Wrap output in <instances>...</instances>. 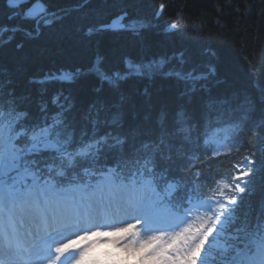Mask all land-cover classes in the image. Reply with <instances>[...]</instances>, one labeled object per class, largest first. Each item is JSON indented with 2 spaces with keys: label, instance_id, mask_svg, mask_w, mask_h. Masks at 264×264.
Listing matches in <instances>:
<instances>
[{
  "label": "snow or ice",
  "instance_id": "obj_1",
  "mask_svg": "<svg viewBox=\"0 0 264 264\" xmlns=\"http://www.w3.org/2000/svg\"><path fill=\"white\" fill-rule=\"evenodd\" d=\"M6 3L9 20L19 16L33 27L0 26V37L23 31L32 38L62 19L47 0ZM117 19L87 25L86 35L147 27ZM167 27L186 26L176 20ZM106 59L98 53L86 70L61 69L38 81L95 77L94 95L80 108L62 88L46 99L43 89L34 112L30 97L0 71V264H264V159L257 167L245 157L246 168L234 166L223 187L193 171L198 153L221 154L224 144L214 139L221 131L235 143L254 102L241 110L228 96L200 95L215 68L183 53L124 56L123 69L112 70ZM157 79L182 85L176 102L150 86L125 87ZM255 131L264 144V108ZM181 160L189 161L183 171ZM99 238L116 251L94 255Z\"/></svg>",
  "mask_w": 264,
  "mask_h": 264
},
{
  "label": "trees",
  "instance_id": "obj_2",
  "mask_svg": "<svg viewBox=\"0 0 264 264\" xmlns=\"http://www.w3.org/2000/svg\"><path fill=\"white\" fill-rule=\"evenodd\" d=\"M164 5L160 16V6ZM47 7L62 19L40 34L27 37L23 31L5 32L0 40V71L10 76L18 92L30 97L35 112L44 98L58 89L71 95L77 108L94 95L95 77L75 84H40L47 74L61 69H87L98 53L106 56L105 67L123 69L122 58L173 56L183 53L194 59L202 69L215 68V74L204 82L206 91L200 95L228 96L233 107H247L246 100L255 104V113L247 127L236 138L228 137L227 130L214 139L224 144L219 156L209 158L198 153L193 171L207 174L206 183L212 188L230 183L229 173L234 167L246 168L245 157L260 166L264 159V144L260 143L259 114L264 108V0H47ZM13 10L6 0H0V26L20 25L32 30V24L19 16L9 20ZM127 13L126 23L142 21L147 27L139 33L128 30H107L86 35L87 25L109 23ZM180 20L186 27L172 31L168 25ZM18 45H23L18 47ZM150 86L160 96L176 102L182 85L171 80L157 79L152 85L146 81H131L125 87L142 90ZM189 161L181 160L176 167L183 171ZM247 179V178H246ZM262 180L257 175L258 186ZM215 181V183H213ZM243 186V185H242Z\"/></svg>",
  "mask_w": 264,
  "mask_h": 264
},
{
  "label": "rangeland",
  "instance_id": "obj_3",
  "mask_svg": "<svg viewBox=\"0 0 264 264\" xmlns=\"http://www.w3.org/2000/svg\"><path fill=\"white\" fill-rule=\"evenodd\" d=\"M94 241L98 238L93 237ZM116 251L115 246L108 242L106 238H99V243H97L94 247V255L98 257H105L106 254Z\"/></svg>",
  "mask_w": 264,
  "mask_h": 264
},
{
  "label": "water",
  "instance_id": "obj_4",
  "mask_svg": "<svg viewBox=\"0 0 264 264\" xmlns=\"http://www.w3.org/2000/svg\"><path fill=\"white\" fill-rule=\"evenodd\" d=\"M62 11H63V9L62 10H59V11H57L55 13H60ZM161 11L162 10H160L159 14L161 13ZM118 17H124V20H123V22H124L125 19L128 17V14L127 13H123V14L117 16L116 18L112 19L109 23H113V22L120 23V21L117 19Z\"/></svg>",
  "mask_w": 264,
  "mask_h": 264
},
{
  "label": "bare ground",
  "instance_id": "obj_5",
  "mask_svg": "<svg viewBox=\"0 0 264 264\" xmlns=\"http://www.w3.org/2000/svg\"><path fill=\"white\" fill-rule=\"evenodd\" d=\"M160 10H161V8H160ZM160 10H159V12H160ZM159 12H158V16H160V14H161V13L159 14ZM161 12H162V11H161ZM126 19H127V18H126ZM126 19H125V21H126ZM125 21H124V23H126ZM107 24H108V23H107Z\"/></svg>",
  "mask_w": 264,
  "mask_h": 264
}]
</instances>
